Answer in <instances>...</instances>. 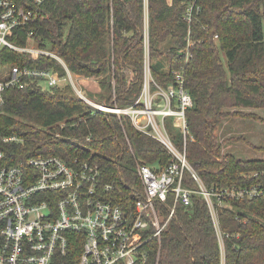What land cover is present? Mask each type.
Masks as SVG:
<instances>
[{
    "label": "trees",
    "instance_id": "obj_1",
    "mask_svg": "<svg viewBox=\"0 0 264 264\" xmlns=\"http://www.w3.org/2000/svg\"><path fill=\"white\" fill-rule=\"evenodd\" d=\"M199 6L189 25L183 20L184 0L171 5L168 0H49L46 18L28 31L34 32L37 47L60 56L74 76L100 79L103 106L127 108L142 92L147 8L154 80L168 90L176 85L172 72L183 70L184 88L194 101L186 113L189 163L209 189L252 185L258 180L250 174L264 169V159L223 153L217 131L227 117H253L230 113L233 108L264 109V0H200ZM25 31H17L11 40L26 46ZM0 65L67 76L51 57L10 49L2 51ZM167 124L177 131L172 120ZM11 137L18 141H5ZM174 140L183 149L184 138L178 134ZM0 152L7 165L38 156L98 163L105 182L115 186L113 203L123 209L131 208L141 192L136 160L157 172L171 162L166 147L137 130L127 116L93 109L69 83L51 88L37 79L5 94ZM184 182L186 187L196 186L188 172ZM220 226L225 264H264V197L230 202L220 211ZM145 249L147 264H221L208 207L197 196L189 207L177 205L161 246L152 240ZM79 256V248H73L59 264H77Z\"/></svg>",
    "mask_w": 264,
    "mask_h": 264
},
{
    "label": "built area",
    "instance_id": "obj_2",
    "mask_svg": "<svg viewBox=\"0 0 264 264\" xmlns=\"http://www.w3.org/2000/svg\"><path fill=\"white\" fill-rule=\"evenodd\" d=\"M48 1L0 0V64L2 51L10 49L51 57L67 71V76L62 78L53 70L0 65V106L4 105L8 90L23 89L27 80L37 79L51 88L69 83L93 109L127 116L137 130L162 143L171 155V162L157 172L136 160L141 192L131 208L123 209L113 203L110 194L115 186L105 182L98 163L78 159L68 163L57 156H38L24 164L7 165L4 153L0 152V264H59L73 248L77 252L79 248L77 264H147L145 247L152 240L161 246L163 233L175 217L177 205L191 206L194 196L208 207L219 242L221 264H225L220 211L232 201L264 197V169L250 174V178L258 180L252 185L209 189L204 184L187 159L186 113L194 101L184 88L183 70L172 72L176 85L168 90L154 80L147 8L141 95L131 107L111 108L88 99L64 60L35 44L34 32L28 31V26L46 18ZM199 1L184 0L187 8L183 20L189 25L200 11ZM22 30H26L28 37L26 46L11 40ZM188 46H193L190 39ZM169 119L177 131H171ZM178 134L184 138L183 149L175 143L174 137ZM5 141L16 142L18 138ZM186 172L195 181V188L185 186ZM170 198L173 205H169Z\"/></svg>",
    "mask_w": 264,
    "mask_h": 264
},
{
    "label": "rangeland",
    "instance_id": "obj_3",
    "mask_svg": "<svg viewBox=\"0 0 264 264\" xmlns=\"http://www.w3.org/2000/svg\"><path fill=\"white\" fill-rule=\"evenodd\" d=\"M221 57L225 63V56L221 54ZM74 77L84 95L94 104L102 105L100 101L104 90L100 86V79ZM229 112H243L253 117L240 115L223 120L217 131L220 142L224 143L223 153L244 160L264 159V109L233 108Z\"/></svg>",
    "mask_w": 264,
    "mask_h": 264
},
{
    "label": "crops",
    "instance_id": "obj_4",
    "mask_svg": "<svg viewBox=\"0 0 264 264\" xmlns=\"http://www.w3.org/2000/svg\"><path fill=\"white\" fill-rule=\"evenodd\" d=\"M168 3L171 5L173 3V0H168Z\"/></svg>",
    "mask_w": 264,
    "mask_h": 264
}]
</instances>
